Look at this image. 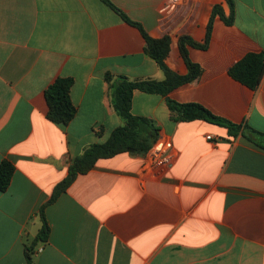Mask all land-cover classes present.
Instances as JSON below:
<instances>
[{"label": "crops", "instance_id": "obj_1", "mask_svg": "<svg viewBox=\"0 0 264 264\" xmlns=\"http://www.w3.org/2000/svg\"><path fill=\"white\" fill-rule=\"evenodd\" d=\"M153 39L170 38L165 64L185 76L180 38L206 39L215 6L226 0H110ZM234 23L214 18L209 47H188L202 73L169 98L197 103L264 133V76L251 90L230 75L246 55L264 53V0H234ZM141 30L102 0H0V163L15 172L0 191V264H27L42 227L40 209L72 161L124 125L106 73L163 81ZM72 78L76 115L48 119L46 89ZM132 114L172 143V164L146 155L100 159L45 207L48 241L34 264H264V147L206 120L176 122L166 97L135 91ZM264 146V142H262Z\"/></svg>", "mask_w": 264, "mask_h": 264}, {"label": "trees", "instance_id": "obj_2", "mask_svg": "<svg viewBox=\"0 0 264 264\" xmlns=\"http://www.w3.org/2000/svg\"><path fill=\"white\" fill-rule=\"evenodd\" d=\"M108 7L118 13L124 21L139 28L146 39V53L155 60L165 72L163 81L156 80H130L126 76H114L106 73L105 79L109 84L113 98V106L116 112L124 120V125L116 128L107 142L93 144L81 156L75 158L69 169L65 180L59 183L47 203H53L74 182L79 174L88 173L100 159L111 158L117 154L128 152L133 154L147 155L154 147L159 136V128L144 117L132 114V102L135 91L150 94H160L167 99V105L171 111L172 119L176 122L206 120L210 123L226 127L230 135L242 134L250 142L264 147V133L260 132L246 123L235 124L222 117L216 116L210 110L197 103H179L171 98L169 94L180 86L195 81L202 73L199 65L190 59L188 47L205 50L209 47L213 29L214 18L220 16L228 25L234 23L235 3L234 0H226L231 8L230 16L226 17L220 6H215L210 19L206 39L203 43H197L188 36L180 38V52L188 68V74L180 76L168 69L165 59L170 48V38L165 36L161 39H153L144 31L141 24L131 20L110 0H102ZM230 75L251 90H256L264 76V53L248 54L230 70ZM74 85L72 78L58 77L45 91L49 106L48 119L56 124L68 125L76 115V107L71 99V89ZM15 167L10 161L0 163V191L6 192L12 182ZM45 204L40 209L42 227L37 237L26 247L27 264H34L35 248L39 243L48 241L50 227L45 217Z\"/></svg>", "mask_w": 264, "mask_h": 264}, {"label": "built area", "instance_id": "obj_3", "mask_svg": "<svg viewBox=\"0 0 264 264\" xmlns=\"http://www.w3.org/2000/svg\"><path fill=\"white\" fill-rule=\"evenodd\" d=\"M179 0H171L164 11H171L175 8ZM172 143L161 142L154 145V147L146 155V165H150L154 168L162 169L172 164Z\"/></svg>", "mask_w": 264, "mask_h": 264}]
</instances>
